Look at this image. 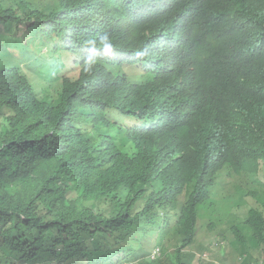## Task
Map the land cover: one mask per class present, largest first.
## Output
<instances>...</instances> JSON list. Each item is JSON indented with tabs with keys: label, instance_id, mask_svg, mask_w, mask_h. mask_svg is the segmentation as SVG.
Masks as SVG:
<instances>
[{
	"label": "clouds",
	"instance_id": "obj_1",
	"mask_svg": "<svg viewBox=\"0 0 264 264\" xmlns=\"http://www.w3.org/2000/svg\"><path fill=\"white\" fill-rule=\"evenodd\" d=\"M7 1L2 9L19 5L18 0ZM46 1L33 11L27 4L8 34L20 45L38 34L32 44L36 58L63 76L51 83L44 80L46 85L39 88H50L46 94L54 100L65 94L66 116L87 130L75 157L101 180L95 193L78 189L71 179L79 176L76 161L64 156L60 145L32 146L36 157L51 155L55 161V168L44 174L45 187L55 193L51 207H83L96 221L124 212L126 228L118 240L130 244L145 236L153 239L151 258L168 256L175 264L192 255L188 264H223L226 239L240 250L231 252V264L241 263L246 247L220 233L230 225L221 229L223 223L208 220L201 230L198 210L204 204L216 208L230 200V191L241 189L250 192V207L262 208L255 199L264 194V159L250 153L243 129L254 121L264 123V91L259 94L255 88L264 85V13L254 11L249 1L233 0L244 22L213 19L227 25L225 42V31L216 38L203 27L196 67L190 70V57L182 52L193 44L194 5L188 0H116L105 12L93 4L80 23L73 11L39 16L49 6ZM249 38L253 48H242ZM14 58L30 80L42 70L38 65L28 68L24 56ZM235 165L248 168L237 173ZM14 167L13 172H25L22 162ZM220 174L225 195L217 201L212 189ZM176 187L181 190L174 199L158 201ZM98 193L106 196L92 200ZM190 195L200 199L195 203L197 230L181 246L178 218ZM116 252L120 256L125 251ZM117 259L113 256L107 264L138 263L127 256Z\"/></svg>",
	"mask_w": 264,
	"mask_h": 264
},
{
	"label": "trees",
	"instance_id": "obj_2",
	"mask_svg": "<svg viewBox=\"0 0 264 264\" xmlns=\"http://www.w3.org/2000/svg\"><path fill=\"white\" fill-rule=\"evenodd\" d=\"M18 1L16 9L0 7V264H107L113 256L118 258L116 263L127 256L138 260L137 264H172L168 256L150 257L153 247L146 236L130 241V244L127 240H118L119 231L126 228L123 221L126 214L122 211L96 221L89 212L83 211V207L60 206L57 210L51 207L55 206V193L49 186L45 187L44 174L55 168V161L51 155L36 157L32 146L49 142L60 145L59 151L76 161L79 176L72 175L71 179L78 189L83 186L95 193L101 189V180L85 161L75 157L87 130L66 116L65 94L54 100L46 94L50 88H39V78L51 83L59 78L63 80V76L55 75L42 64L40 57L36 58L38 51L32 44L39 38L38 34H31L27 45H20L8 34L11 26L18 23L27 4H32L28 11H33L42 0ZM188 1L194 5L193 44L191 50L183 48L182 52L190 57L189 68L192 70L196 67V53L202 44L200 30L205 27L207 33L216 38L225 31L226 36L222 39L225 42L228 39L227 25L213 19L244 22V17L233 0ZM244 1H249L254 11L264 13V0ZM115 2L49 0L45 2L49 6L43 8L39 16H52L54 13L63 16L73 11L77 16L75 21L80 23L91 5L97 4L105 12ZM231 45H237V42ZM240 46L251 49L253 42L249 38ZM16 54L25 57L32 71L37 65L41 67L39 75L32 76L30 80L29 72L15 60ZM255 88L259 94L264 91L263 84H256ZM243 133L250 138V153L260 154L264 159V123L254 121L243 129ZM10 145L13 146L7 150ZM231 161L236 163L238 158L233 157ZM20 162L25 166V172H13L14 166ZM246 168L235 165L234 171L238 173ZM118 180L122 182L119 175ZM180 190V187L171 188L158 201H171ZM247 193L250 192L246 189L236 190L238 199L242 201ZM101 196H106V193L95 194L91 199L97 200ZM199 200L190 195L180 212L178 239L182 238L181 246L190 243L196 233L195 203ZM257 200L262 208L250 207L243 221L220 231L222 236H231L234 243L246 247L247 254L239 264H264V194ZM118 249L125 252L119 256ZM191 258L189 255L186 261L180 260L175 264H188Z\"/></svg>",
	"mask_w": 264,
	"mask_h": 264
},
{
	"label": "rangeland",
	"instance_id": "obj_3",
	"mask_svg": "<svg viewBox=\"0 0 264 264\" xmlns=\"http://www.w3.org/2000/svg\"><path fill=\"white\" fill-rule=\"evenodd\" d=\"M8 4L9 2L7 0H0L1 6L5 7ZM16 38L18 37L16 36ZM39 81L42 85H46V82L43 79L40 78ZM224 183H225L224 175L220 174L217 177V182L215 183V186L212 189L215 196L214 199H216L217 201H219L220 197H223V195H225V191L223 188ZM251 199L252 198L250 197L249 199L246 198L244 201H242L238 199L236 191H230V200L229 201L223 200V202L216 208L207 206V204L201 205L198 210V224L200 226V229L207 224L208 220L214 221L215 224L223 223V227L221 229H224L228 225H234L237 224L238 222L243 221L244 217L247 214L248 208L252 205ZM255 201L258 200L255 199ZM109 206L110 204L106 203V209ZM99 207H102V205H100ZM212 240H216V237L212 238L210 241ZM153 241H154L153 239L148 240L150 246L152 245ZM224 242H225L224 245L225 255L221 256L220 260L223 264H231V261L235 259L233 256H230L231 252L234 251L235 253H239L240 250L237 247L232 246L228 240L224 239ZM205 247H207L208 249V245H206ZM211 252L212 255H214L215 251H211ZM257 252L258 251H256V253ZM240 256H238V258Z\"/></svg>",
	"mask_w": 264,
	"mask_h": 264
}]
</instances>
